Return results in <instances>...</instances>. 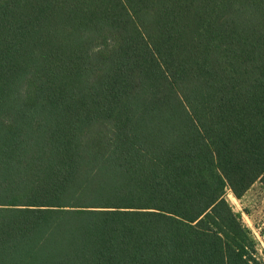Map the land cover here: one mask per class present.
Returning a JSON list of instances; mask_svg holds the SVG:
<instances>
[{
  "label": "trees",
  "instance_id": "16d2710c",
  "mask_svg": "<svg viewBox=\"0 0 264 264\" xmlns=\"http://www.w3.org/2000/svg\"><path fill=\"white\" fill-rule=\"evenodd\" d=\"M256 181L264 0H0V264H260Z\"/></svg>",
  "mask_w": 264,
  "mask_h": 264
},
{
  "label": "rangeland",
  "instance_id": "374dc122",
  "mask_svg": "<svg viewBox=\"0 0 264 264\" xmlns=\"http://www.w3.org/2000/svg\"><path fill=\"white\" fill-rule=\"evenodd\" d=\"M224 199L247 230L253 242L254 257L264 264V187L256 181L239 199L226 189Z\"/></svg>",
  "mask_w": 264,
  "mask_h": 264
}]
</instances>
